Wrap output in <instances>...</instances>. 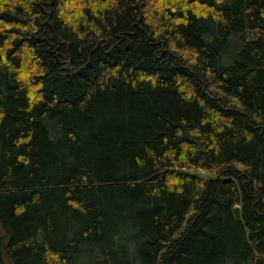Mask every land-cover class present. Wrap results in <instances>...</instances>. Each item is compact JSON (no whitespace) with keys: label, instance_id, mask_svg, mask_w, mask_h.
Wrapping results in <instances>:
<instances>
[{"label":"trees","instance_id":"trees-1","mask_svg":"<svg viewBox=\"0 0 264 264\" xmlns=\"http://www.w3.org/2000/svg\"><path fill=\"white\" fill-rule=\"evenodd\" d=\"M6 262L264 264V0H0Z\"/></svg>","mask_w":264,"mask_h":264},{"label":"rangeland","instance_id":"rangeland-1","mask_svg":"<svg viewBox=\"0 0 264 264\" xmlns=\"http://www.w3.org/2000/svg\"><path fill=\"white\" fill-rule=\"evenodd\" d=\"M199 172H200V173H205V174H208V173H206V171H205V170H199ZM6 264H9V263H7V262H6Z\"/></svg>","mask_w":264,"mask_h":264}]
</instances>
